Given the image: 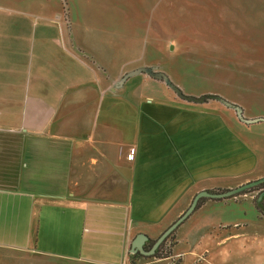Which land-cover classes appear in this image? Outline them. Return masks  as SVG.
I'll return each mask as SVG.
<instances>
[{
    "label": "crops",
    "instance_id": "crops-1",
    "mask_svg": "<svg viewBox=\"0 0 264 264\" xmlns=\"http://www.w3.org/2000/svg\"><path fill=\"white\" fill-rule=\"evenodd\" d=\"M81 1L0 0V247L40 256L35 264H262L264 228L239 229L232 197L202 196L168 255L140 260L132 250L198 191L239 185L230 132L161 79L138 73L115 87L117 41L86 36Z\"/></svg>",
    "mask_w": 264,
    "mask_h": 264
},
{
    "label": "rangeland",
    "instance_id": "rangeland-1",
    "mask_svg": "<svg viewBox=\"0 0 264 264\" xmlns=\"http://www.w3.org/2000/svg\"><path fill=\"white\" fill-rule=\"evenodd\" d=\"M75 8L88 38L100 43L107 38L113 44L117 41L118 78L138 66L154 65L184 93L208 94L205 101H190L165 85L174 98L197 107L199 114L212 115L214 128L228 125L231 168H235L231 170L232 183L240 185L256 179L257 173L264 174V121L247 124L234 108L214 97L217 94L239 104L246 117L264 116V0H83ZM89 22L97 25L93 32L85 31ZM109 48L101 47L103 57L112 53ZM102 65L105 67L104 60ZM140 76L151 78L145 72ZM214 134L216 139V129ZM242 146L247 152L239 156ZM239 162L242 170L237 172ZM249 188L231 196L237 200L229 199V215L234 216L233 207L239 209L236 215L244 223L238 228L251 231L257 225L264 228L263 222L257 223V205H264V199L257 202V194L264 181ZM172 242L171 233L154 257L168 255ZM260 246L264 264V241ZM138 257L143 260L151 256ZM41 260L27 251L0 247V264H35ZM245 261L250 264L249 257Z\"/></svg>",
    "mask_w": 264,
    "mask_h": 264
},
{
    "label": "water",
    "instance_id": "water-1",
    "mask_svg": "<svg viewBox=\"0 0 264 264\" xmlns=\"http://www.w3.org/2000/svg\"><path fill=\"white\" fill-rule=\"evenodd\" d=\"M141 72H145L154 78H158V79L163 80L167 85L171 86L180 97H182L184 99L198 102V101H205L208 98V94H202L200 96H197V95L184 93L177 85H175L170 80L167 73H165L163 70H156L153 66H138L132 70L125 72L120 77V79L118 80L115 87L120 86L127 77L141 73ZM216 98L218 100H220L221 102H223L226 106L234 108L236 111L237 117L247 124L252 123V122H256V121H264V116H255V117L244 116L243 115V109L239 104H236V103H234V102H232V101H230V100H228L222 96L217 95ZM263 181H264V176L250 180V181H247L245 183L237 185L233 188H228V189L223 190V191H209V190L198 191L194 195V197L192 198L189 206L154 240V242L152 243L150 248H148V249L144 248L143 242L147 236L143 233H139V234H137V236L132 241V244H131L132 250L133 249L139 250L140 252H142L145 255L152 254L155 251L156 247L166 238V236L172 230H174V228H176L177 225L180 224L192 212V210L195 208L197 201L200 197L208 196V197H213V198H223V197L235 195L238 192H241L242 190H244L250 186L259 184ZM262 194H264V190L261 191L259 196H261Z\"/></svg>",
    "mask_w": 264,
    "mask_h": 264
},
{
    "label": "trees",
    "instance_id": "trees-1",
    "mask_svg": "<svg viewBox=\"0 0 264 264\" xmlns=\"http://www.w3.org/2000/svg\"><path fill=\"white\" fill-rule=\"evenodd\" d=\"M217 96V94H215L214 95V97H216ZM259 184H261V183H259ZM251 187V186H250ZM257 187H258V184H257ZM261 187V186H260ZM248 189H250L249 187H248ZM248 189H244V190H242L241 192H238V193H245ZM223 191V190H222ZM237 193V194H238ZM236 195V194H235ZM231 196H233V195H231ZM231 196H227V197H231ZM262 197H264V196H262ZM204 197H200L199 199H198V201H197V204L196 205H198L199 203H200V201L203 199ZM224 198H226V197H224ZM174 230H172L168 235H170L172 232H173ZM154 242V240L152 241V243ZM161 244V243H160ZM160 244L156 247V249H155V251L152 253V254H148V255H146V256H158L159 255V252H158V249H159V246H160Z\"/></svg>",
    "mask_w": 264,
    "mask_h": 264
},
{
    "label": "flooded vegetation",
    "instance_id": "flooded-vegetation-1",
    "mask_svg": "<svg viewBox=\"0 0 264 264\" xmlns=\"http://www.w3.org/2000/svg\"><path fill=\"white\" fill-rule=\"evenodd\" d=\"M262 190H264V188L263 189L260 188V191L258 192V194H260ZM261 196H264V194H262ZM144 248L147 249V246L145 245Z\"/></svg>",
    "mask_w": 264,
    "mask_h": 264
}]
</instances>
